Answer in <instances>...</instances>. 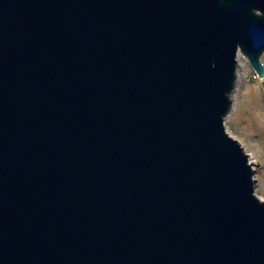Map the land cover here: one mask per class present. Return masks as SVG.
I'll use <instances>...</instances> for the list:
<instances>
[{"label":"water","instance_id":"water-1","mask_svg":"<svg viewBox=\"0 0 264 264\" xmlns=\"http://www.w3.org/2000/svg\"><path fill=\"white\" fill-rule=\"evenodd\" d=\"M263 52L264 0H0V264H264Z\"/></svg>","mask_w":264,"mask_h":264},{"label":"rangeland","instance_id":"rangeland-1","mask_svg":"<svg viewBox=\"0 0 264 264\" xmlns=\"http://www.w3.org/2000/svg\"><path fill=\"white\" fill-rule=\"evenodd\" d=\"M236 79L230 98L231 110L224 121V130L238 141L248 160L255 168L253 172L254 194L264 201V78H258L244 55L238 53ZM264 66V52L260 56Z\"/></svg>","mask_w":264,"mask_h":264},{"label":"bare ground","instance_id":"bare-ground-1","mask_svg":"<svg viewBox=\"0 0 264 264\" xmlns=\"http://www.w3.org/2000/svg\"><path fill=\"white\" fill-rule=\"evenodd\" d=\"M237 56H239V54H238ZM237 65H238V68H240V67H241V68H244V66H245L244 63H242V62H241V63H238ZM232 105H233V101H232ZM232 105H231V106H232ZM230 110H231V109H230ZM229 112H230V111H229ZM228 114H229V113H228ZM228 114H227V115H228ZM226 119H227V116L224 118V121H225ZM254 171H255V168L253 169V172H254Z\"/></svg>","mask_w":264,"mask_h":264}]
</instances>
